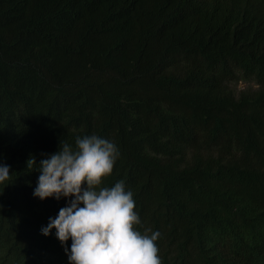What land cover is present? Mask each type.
<instances>
[{"label":"trees","instance_id":"16d2710c","mask_svg":"<svg viewBox=\"0 0 264 264\" xmlns=\"http://www.w3.org/2000/svg\"><path fill=\"white\" fill-rule=\"evenodd\" d=\"M85 135L161 264H264V0H0V264H70L41 229L73 197L33 192Z\"/></svg>","mask_w":264,"mask_h":264},{"label":"clouds","instance_id":"9594fccd","mask_svg":"<svg viewBox=\"0 0 264 264\" xmlns=\"http://www.w3.org/2000/svg\"><path fill=\"white\" fill-rule=\"evenodd\" d=\"M119 156L114 142L85 135L76 138L75 147L61 142L59 151L40 161L33 195L41 200L73 197L41 229L45 236L56 229L62 245L71 238L70 264H161L155 243L161 234L148 235L150 230L142 234L136 229L140 219L124 181L101 187ZM35 164L34 158L27 161L29 169ZM10 179V166L0 164V184ZM65 252H69L67 247Z\"/></svg>","mask_w":264,"mask_h":264},{"label":"rangeland","instance_id":"374dc122","mask_svg":"<svg viewBox=\"0 0 264 264\" xmlns=\"http://www.w3.org/2000/svg\"><path fill=\"white\" fill-rule=\"evenodd\" d=\"M231 86L235 92H239L240 90L244 89H254L257 85L252 80H238L233 82Z\"/></svg>","mask_w":264,"mask_h":264}]
</instances>
